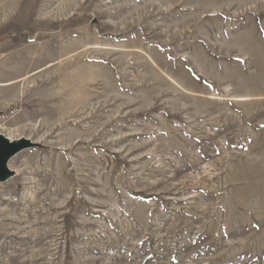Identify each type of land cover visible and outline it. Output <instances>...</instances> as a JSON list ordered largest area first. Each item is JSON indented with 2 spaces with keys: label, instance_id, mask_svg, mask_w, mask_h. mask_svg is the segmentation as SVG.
<instances>
[{
  "label": "rangeland",
  "instance_id": "rangeland-1",
  "mask_svg": "<svg viewBox=\"0 0 264 264\" xmlns=\"http://www.w3.org/2000/svg\"><path fill=\"white\" fill-rule=\"evenodd\" d=\"M0 134V264H264V0H0Z\"/></svg>",
  "mask_w": 264,
  "mask_h": 264
},
{
  "label": "water",
  "instance_id": "water-1",
  "mask_svg": "<svg viewBox=\"0 0 264 264\" xmlns=\"http://www.w3.org/2000/svg\"><path fill=\"white\" fill-rule=\"evenodd\" d=\"M29 142L21 141L13 145L0 137V180L7 174L6 164L8 160L17 152L23 150Z\"/></svg>",
  "mask_w": 264,
  "mask_h": 264
},
{
  "label": "bare ground",
  "instance_id": "bare-ground-1",
  "mask_svg": "<svg viewBox=\"0 0 264 264\" xmlns=\"http://www.w3.org/2000/svg\"><path fill=\"white\" fill-rule=\"evenodd\" d=\"M43 48V47H42ZM24 56V55H23ZM26 56V55H25ZM36 56V55H35ZM28 56H26V58H27ZM53 56L51 55V57L50 56H48V57H45V56H38V58H40L39 60H36V61H38V62H43V61H45V60H48V59H50V58H52ZM22 58V57H21ZM30 58V57H29ZM37 58V59H38ZM32 59V58H31ZM36 59V58H35ZM27 60V59H26ZM29 60V59H28ZM14 71V70H13ZM13 71H12V73H10L9 74V76L8 77H14V75H16V74H14L13 73ZM19 72H21V71H19ZM8 73V72H7ZM6 74V73H5ZM8 75V74H7ZM6 75V76H7ZM22 80V79H21ZM16 81V80H15ZM20 81V80H19ZM18 82V81H17ZM3 84H5V83H3ZM3 84H1V86H9V85H14L15 84V82L13 83V81H12V83H10V84H5V85H3ZM0 137L1 138H3L5 141H7L8 143H10V144H13V145H16V144H18V143H20L21 141H26V142H28L29 140L28 139H26V138H22V137H20V138H18V139H16V140H13V139H11V138H9V137H6V136H4V135H2V134H0ZM21 151H19V152H17L15 155H13L9 160H8V162H7V164H6V168H7V174L0 180V183H2V182H5L7 179H11L13 176H14V174H15V171H13L10 167H11V162L13 161V159H15V157L20 153Z\"/></svg>",
  "mask_w": 264,
  "mask_h": 264
}]
</instances>
